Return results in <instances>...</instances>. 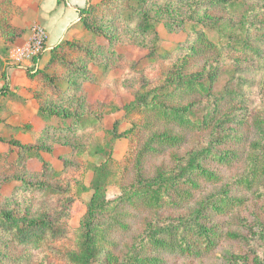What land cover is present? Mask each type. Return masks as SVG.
Listing matches in <instances>:
<instances>
[{"label": "rangeland", "instance_id": "obj_1", "mask_svg": "<svg viewBox=\"0 0 264 264\" xmlns=\"http://www.w3.org/2000/svg\"><path fill=\"white\" fill-rule=\"evenodd\" d=\"M86 1L52 50L41 0H0V264H80L91 182L107 161L114 213L91 264H130L138 248L157 264H264V168L251 188L237 182L264 139V0ZM200 81L210 94L193 88ZM155 101L196 111L204 127L168 123L145 107ZM162 133L182 140H151ZM193 158L219 180L187 184ZM163 182L173 189L163 208L125 198ZM226 185L240 207H203ZM193 223L212 231L211 244L190 234L197 255L151 246L159 228Z\"/></svg>", "mask_w": 264, "mask_h": 264}, {"label": "trees", "instance_id": "obj_2", "mask_svg": "<svg viewBox=\"0 0 264 264\" xmlns=\"http://www.w3.org/2000/svg\"><path fill=\"white\" fill-rule=\"evenodd\" d=\"M141 3L144 2V0H139ZM61 2L66 3L67 0H58V3ZM91 6L89 8H78L79 14L82 15L83 13L90 12ZM149 28H147L148 30ZM227 44L231 45V47L235 49L244 48L239 47L237 43H232V38L229 35H224L222 37ZM243 46H245V43H241ZM62 45L61 43H58L55 45L52 50H54L56 47ZM213 45L212 43H209V46L207 43H204V46L210 47ZM246 48V46H245ZM194 87L199 93L203 94H210V87L205 84V82H194ZM193 82H190L186 84V87L192 88ZM180 90H183L181 87ZM159 92V91H158ZM174 89L171 91H168V93H161L163 95H168L169 97H172L174 94ZM145 107L149 110H152V112H155L163 119H166L168 123H176L179 125H184L186 127H193V128H203V120L200 119L198 113L196 111H186L185 108H178L173 106H167L162 103L155 102H147L145 104ZM56 114V113H55ZM53 116H50L52 118ZM65 117V116H63ZM50 122L52 120H49ZM67 124H69L64 118L60 119L58 121L59 128L65 127ZM61 126V127H60ZM114 138L117 139L121 136H123V133H118V126L115 124L114 127ZM158 135V134H157ZM152 137L151 140H155L156 138H160L162 144H176L180 142L182 139L179 137H175L172 135H169L167 133H162L158 136ZM263 143H253L252 148L255 150L256 155L253 159H251L245 169L246 174L245 176H242L238 179L239 185H245L248 188H251L256 181H259L263 174V168H264V139L261 140ZM15 145H17L19 148H24L23 144L20 141L14 140L13 141ZM147 148H151V146H147ZM31 148H29L30 150ZM210 154V153H209ZM41 161L42 158H40ZM44 162V161H43ZM109 161H107L108 163ZM107 163H104L98 170L97 173L94 174L92 182H91V199L89 202V209L86 217L85 222V247L88 250V254L83 255H74L77 262L80 264H91V261L94 257V252L92 251V244L94 245V240L97 238H100L104 240L107 237L108 234V226H103V221H101V218L108 217L105 214L113 215L114 212H112L108 208V204L110 200L107 198V184L104 181V173L106 169ZM189 169H191V174L193 177H191L187 182V184H190L192 187H197L198 183L195 181L196 178H203L205 181L209 182H217L219 180V176L211 171L210 169L203 166L200 162L197 161V159L193 158L189 162ZM195 178V179H194ZM166 181V180H164ZM170 191H173L171 185H169L167 182H163L162 184H151L147 187H143L141 189H135L125 195V198L129 199L131 201H138L140 203H143L147 208L149 209H160L163 208L166 204V199H170ZM244 202L243 198L240 197H234L229 195V187L226 185L222 193L212 197L211 201L208 203L203 204V207H206L207 205L211 206V208L217 212V213H223L226 211V207H240ZM133 204V203H131ZM110 213V214H109ZM120 219H116L115 223H118ZM32 224H36L33 222ZM183 224V222H182ZM99 225L103 226V229H100ZM182 226V225H181ZM111 226H109V233L111 230ZM179 225H176V227H169L166 230L164 228H159L156 233H154L156 236L150 237V244L155 249H170L175 253H180L184 257H191L197 255V252H195V246L194 244L196 242V238L198 239V236L200 237H207L205 238L207 244H211V235L212 232L211 229H209L207 226L201 224V223H193L189 224V227H183L177 228ZM190 234H196L195 237H190ZM232 238H237L238 236L235 233H229L228 234ZM193 240V241H191ZM189 241V242H188ZM142 249V248H141ZM130 264H157L160 259L157 257H150L141 255V250L138 248L133 255L129 258ZM128 264V263H127Z\"/></svg>", "mask_w": 264, "mask_h": 264}, {"label": "crops", "instance_id": "obj_3", "mask_svg": "<svg viewBox=\"0 0 264 264\" xmlns=\"http://www.w3.org/2000/svg\"><path fill=\"white\" fill-rule=\"evenodd\" d=\"M40 17L42 19L43 26L47 30L49 47H54L58 43L67 39L75 29L79 26V17L76 11L77 7L83 8L86 0H68L67 5L58 4V0H53L50 7L45 5V0H41ZM59 24V26H57ZM59 27V29H56ZM48 47V48H49Z\"/></svg>", "mask_w": 264, "mask_h": 264}, {"label": "built area", "instance_id": "obj_4", "mask_svg": "<svg viewBox=\"0 0 264 264\" xmlns=\"http://www.w3.org/2000/svg\"><path fill=\"white\" fill-rule=\"evenodd\" d=\"M42 32H43V30H42V31H41V30L39 31V33H40V35H39L40 37H39V38H40V39H41V36H42ZM37 45H38L39 47H41L42 45H45V43H44V41H43L42 43H41V41H40L39 43H37ZM38 46L36 47V49L34 50V52L39 51L40 48H39Z\"/></svg>", "mask_w": 264, "mask_h": 264}]
</instances>
